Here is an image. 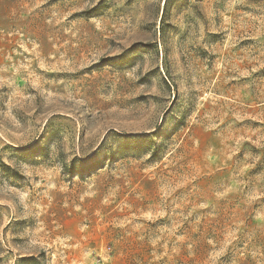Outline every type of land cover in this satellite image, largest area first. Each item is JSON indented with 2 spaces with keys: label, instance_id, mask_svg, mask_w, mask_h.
<instances>
[{
  "label": "rangeland",
  "instance_id": "1",
  "mask_svg": "<svg viewBox=\"0 0 264 264\" xmlns=\"http://www.w3.org/2000/svg\"><path fill=\"white\" fill-rule=\"evenodd\" d=\"M0 264H264V0H0Z\"/></svg>",
  "mask_w": 264,
  "mask_h": 264
}]
</instances>
